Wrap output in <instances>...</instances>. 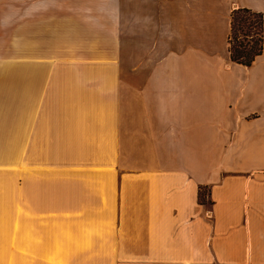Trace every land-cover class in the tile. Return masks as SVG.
<instances>
[{"label":"crops","instance_id":"0c3cea01","mask_svg":"<svg viewBox=\"0 0 264 264\" xmlns=\"http://www.w3.org/2000/svg\"><path fill=\"white\" fill-rule=\"evenodd\" d=\"M0 264H264V0H0Z\"/></svg>","mask_w":264,"mask_h":264},{"label":"trees","instance_id":"16d2710c","mask_svg":"<svg viewBox=\"0 0 264 264\" xmlns=\"http://www.w3.org/2000/svg\"><path fill=\"white\" fill-rule=\"evenodd\" d=\"M240 14H247L248 16H254L259 19V31L258 33H254L255 30L254 24L250 21L249 18L238 17ZM238 26L237 30L235 26ZM243 29H247L245 32ZM241 35L245 38H249L251 40L250 43L245 44L243 42H239L235 44L234 35ZM254 36H258L259 46L255 48V42L253 41ZM228 43H229V57L231 62L244 66L250 67L255 60V58L262 53V16L260 14L252 13L247 10H237L231 14L230 20V33L228 36ZM200 191L198 192V200L200 201Z\"/></svg>","mask_w":264,"mask_h":264},{"label":"rangeland","instance_id":"374dc122","mask_svg":"<svg viewBox=\"0 0 264 264\" xmlns=\"http://www.w3.org/2000/svg\"><path fill=\"white\" fill-rule=\"evenodd\" d=\"M238 17H244V18H249L250 21L254 24V28L255 30L253 31L254 33H258L259 31V19L257 17H254V16H248L247 14H240ZM238 26L236 25L235 26V29L237 30ZM245 32H247L248 34V31L247 29H243ZM234 39L236 40L235 41V44L236 43H239V42H243L245 44H248L251 42V40L249 38H245L239 34H235L234 36ZM253 41L255 42V48H258L259 46V42H258V36H254V39ZM207 188H202L201 191H200V201L202 202H206V196H207Z\"/></svg>","mask_w":264,"mask_h":264}]
</instances>
